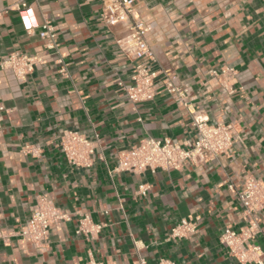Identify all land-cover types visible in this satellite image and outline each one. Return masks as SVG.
<instances>
[{"label":"crops","instance_id":"0c3cea01","mask_svg":"<svg viewBox=\"0 0 264 264\" xmlns=\"http://www.w3.org/2000/svg\"><path fill=\"white\" fill-rule=\"evenodd\" d=\"M22 1L27 7L16 8ZM100 8V0H0V61L12 51L43 59L24 80L0 69V264H236L219 236L244 224L227 185L248 174L264 179V0H134L155 67L173 68L193 106L234 130L217 158L142 174L109 170L143 137L186 146L194 129L167 93L126 97L132 60L116 40L127 29L105 24ZM43 17L54 26L55 50L38 35ZM65 129L96 134L104 159L70 165L56 145ZM40 194L69 218L37 247L17 232ZM83 213L103 224L97 236L75 232ZM188 216L200 217L195 233L167 238ZM251 242L264 264V212Z\"/></svg>","mask_w":264,"mask_h":264},{"label":"built area","instance_id":"2783aa9c","mask_svg":"<svg viewBox=\"0 0 264 264\" xmlns=\"http://www.w3.org/2000/svg\"><path fill=\"white\" fill-rule=\"evenodd\" d=\"M100 16L109 25L122 24L127 33L116 40L119 49L132 60L130 84L125 87V95L132 102L151 100L158 93H167L175 104L190 114L194 138L183 146L170 138L143 137L129 147L117 153V162L112 171H124L133 174L154 173L157 169H179L187 163L200 164L217 158L229 150L233 143L234 130L231 123L210 122L208 116L193 106L190 89L179 81L173 68L155 67L151 47L144 34L146 25L134 9V0H100ZM27 7L22 1L16 8ZM1 13V10H0ZM48 50L57 48L54 26L48 18L43 17L38 31ZM40 56L21 51H12L0 61V69L11 70L15 77L24 80L37 63L42 62ZM225 70H233L225 68ZM223 70V71H225ZM1 109V107H0ZM57 147L66 161L76 167L89 168L96 159L103 160L97 154L98 136L90 139L85 134L65 129L59 135ZM228 188L234 191L241 205L244 224L238 228L224 226L219 239L227 253L236 264H261L262 249L251 240L260 232L261 213L264 212V179L248 174L242 182L235 186L229 183ZM150 185L140 183L137 191L146 194ZM65 211L57 208L44 195H37L35 207L27 221L18 230V235L31 242L34 246L45 245L52 229L59 228L62 220L68 219ZM199 216H188L174 224L167 238H185L197 229ZM103 224L94 222L88 213L80 215L75 232L93 238L99 234ZM85 264H102L89 258ZM139 264H175L170 258H159L149 263L139 258Z\"/></svg>","mask_w":264,"mask_h":264}]
</instances>
